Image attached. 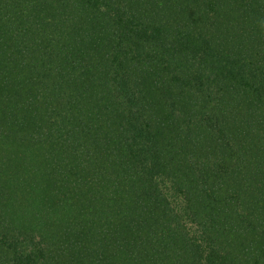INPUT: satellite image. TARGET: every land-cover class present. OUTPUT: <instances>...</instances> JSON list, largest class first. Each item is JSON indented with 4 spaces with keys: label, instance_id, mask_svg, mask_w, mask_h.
<instances>
[{
    "label": "trees",
    "instance_id": "obj_1",
    "mask_svg": "<svg viewBox=\"0 0 264 264\" xmlns=\"http://www.w3.org/2000/svg\"><path fill=\"white\" fill-rule=\"evenodd\" d=\"M0 264H264V0H0Z\"/></svg>",
    "mask_w": 264,
    "mask_h": 264
}]
</instances>
